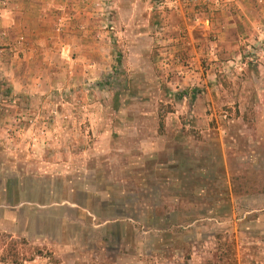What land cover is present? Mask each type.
<instances>
[{"label":"rangeland","instance_id":"1","mask_svg":"<svg viewBox=\"0 0 264 264\" xmlns=\"http://www.w3.org/2000/svg\"><path fill=\"white\" fill-rule=\"evenodd\" d=\"M224 1L0 0V264H264V0Z\"/></svg>","mask_w":264,"mask_h":264},{"label":"trees","instance_id":"2","mask_svg":"<svg viewBox=\"0 0 264 264\" xmlns=\"http://www.w3.org/2000/svg\"><path fill=\"white\" fill-rule=\"evenodd\" d=\"M162 169H164V168H158V171L159 170H162ZM154 214H156V213H153V215ZM168 215H170V213L168 212V211H164V212H159V213H157V216H158V219H156L154 216H152L151 218H153L154 217V220H153V223H155L157 220L158 221H163V220H165L167 217H168ZM115 236H116V238L118 239L119 238V235L118 234H115Z\"/></svg>","mask_w":264,"mask_h":264},{"label":"crops","instance_id":"3","mask_svg":"<svg viewBox=\"0 0 264 264\" xmlns=\"http://www.w3.org/2000/svg\"><path fill=\"white\" fill-rule=\"evenodd\" d=\"M226 2H227V0L224 1V5H225ZM229 4H232V3H229Z\"/></svg>","mask_w":264,"mask_h":264}]
</instances>
